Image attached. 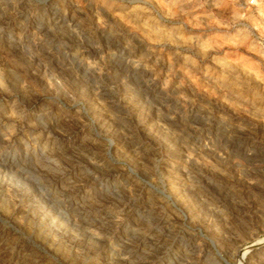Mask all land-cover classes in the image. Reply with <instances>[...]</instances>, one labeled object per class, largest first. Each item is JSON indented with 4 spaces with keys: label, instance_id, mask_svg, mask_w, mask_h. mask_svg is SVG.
I'll return each mask as SVG.
<instances>
[{
    "label": "rangeland",
    "instance_id": "obj_1",
    "mask_svg": "<svg viewBox=\"0 0 264 264\" xmlns=\"http://www.w3.org/2000/svg\"><path fill=\"white\" fill-rule=\"evenodd\" d=\"M0 264H264V0H0Z\"/></svg>",
    "mask_w": 264,
    "mask_h": 264
}]
</instances>
